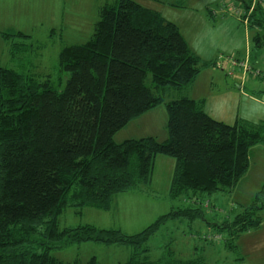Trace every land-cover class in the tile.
Segmentation results:
<instances>
[{"label": "trees", "instance_id": "1", "mask_svg": "<svg viewBox=\"0 0 264 264\" xmlns=\"http://www.w3.org/2000/svg\"><path fill=\"white\" fill-rule=\"evenodd\" d=\"M243 3L246 14L238 17L261 27L264 1ZM10 32L0 33L6 42ZM254 41L263 48L264 32ZM214 65L194 54L179 27L159 13L135 0H116L99 9L89 42L61 51L60 71L70 76L64 89L0 68V264H100L96 258L64 262L52 255L89 242L129 248L124 264H206L203 256L180 260L171 243L153 261L147 244L173 221L205 220V197L231 195L250 170L251 150L264 145V124L230 126L207 115L203 101H167L170 90L189 88L202 69ZM163 104L166 141L115 143L129 123ZM157 157L175 160L171 200L193 205H174L136 235L91 225L60 228L67 209L108 211L114 196L150 185ZM239 207L244 212L233 220L206 224L215 230L208 237L229 238V252H237L235 241L243 235L262 228L264 186L250 205Z\"/></svg>", "mask_w": 264, "mask_h": 264}, {"label": "rangeland", "instance_id": "2", "mask_svg": "<svg viewBox=\"0 0 264 264\" xmlns=\"http://www.w3.org/2000/svg\"><path fill=\"white\" fill-rule=\"evenodd\" d=\"M115 1L0 0V24L5 31L10 29L12 37L11 42L0 38V68L32 75L40 82L48 79L64 89L70 76L60 71L59 55L61 51L66 46L84 45L89 42L94 34L95 25L99 21V9L106 4H113ZM170 1L176 6L187 9L178 10L169 7L165 9V16L176 21L178 27L181 28L180 32L197 49L199 57L204 62L214 61L213 63H216L214 67L203 69L202 76L198 77L197 81L189 88L182 91L170 90L167 93V101L184 97L197 101L205 99L206 114L212 119L230 126H234L238 122H245L242 120L258 124L264 122V107L253 101V97L264 101V50L252 53L250 63H248L249 58L247 57V59L245 54L247 39L249 41V37L252 38L253 34H249L248 31V35L244 23H239L240 25L236 24V28L233 30L234 34L228 28L230 32L227 33V37L216 39L215 34L217 35V31L222 28L219 15L209 16L210 24H205L206 21L201 19L200 15L196 16L195 12L190 11L195 3L192 0ZM212 1L213 6H209L210 11L214 9L218 13L219 11L224 12L226 4L230 1L232 6L237 5L245 8L243 1L247 0H240V2L236 0ZM203 3L197 6L198 10H201L200 7ZM141 5H143L142 2ZM230 7L229 11H231ZM11 10L13 12L9 14ZM262 13L264 15V8ZM224 15L226 16V14ZM212 18L214 21L211 20ZM217 19L219 22L216 26ZM260 30L262 33L264 32V24ZM16 33H22L30 38L29 40L19 39ZM214 40H217V43ZM221 40L223 41L222 47L218 44ZM227 43L230 45L234 43L235 47L230 46L226 50L224 47ZM252 44L254 46L255 41ZM6 50L14 53L12 59ZM253 54L262 60H255ZM234 64L237 66L233 67ZM224 69L225 71H223ZM148 84H151L150 76ZM168 120L165 105H160L155 110L129 123L126 128L115 135L114 141L117 144H122L127 140H139L150 135L159 142H164L169 138ZM146 133L148 136H145ZM263 149L262 147L252 149L251 170L254 168V164L260 163ZM174 169L175 160L166 157L155 158L150 185L143 186L140 192L132 191L114 196L111 209L108 211L92 208H84L80 211L74 208L67 209L59 219L60 228L91 225L98 229L120 230L127 235H136L142 232L159 217L170 213L174 205L186 207L192 204L189 201L171 200L169 191ZM259 190H255V194ZM233 194L205 197V202H203L205 220L199 219L190 223L186 219H179L169 223L147 244L151 260L160 259L163 256L165 245L171 243L172 250L180 260H191L203 256L206 264H214L219 261L224 264H264V257L261 255L264 251L261 247H256L262 238L257 234H253L251 240L248 237L247 240L235 241V245H239L237 252L227 250L229 247L227 236L208 237V233L215 232L212 226L206 225L208 222L222 224L226 222L225 218L233 220L237 213L243 211L239 207L240 204L234 202ZM251 202H248L247 206ZM207 203H211L209 209ZM52 255L64 262L80 259L86 263L91 258H96L100 264H124L129 260L131 252L129 248L119 245L106 246L101 243L89 242L74 245L65 250L54 251ZM239 259H243V261H237Z\"/></svg>", "mask_w": 264, "mask_h": 264}, {"label": "crops", "instance_id": "3", "mask_svg": "<svg viewBox=\"0 0 264 264\" xmlns=\"http://www.w3.org/2000/svg\"><path fill=\"white\" fill-rule=\"evenodd\" d=\"M192 1L195 2V3H194V7H192V9L190 11L195 12L196 16L197 15H200L201 19H203V20L206 21L205 24H210V21H209L210 17L209 16H211V17H213V16L215 17L217 15L220 16V20H221L220 21V24H221V27L222 28H220L217 31L218 32L217 35L215 34L214 37L216 39L217 38H221V37H225V36L227 37V33L230 32L228 28H230L231 32L234 34V31L233 30L236 28V24L240 25L239 23H244V25L246 26V33L248 34V31H249V34L250 33L253 34L252 38L249 37V41L247 39V46L245 47L246 58L247 57L249 58L248 63H250V60L252 58V55H251L252 53H256L257 51L258 52H262V50H264V46H263V48L257 50V48L255 47V45L253 46V44H252V42H254V40H255V37L261 32L260 27H258L257 25L255 27H253L250 23L248 24L247 21H246V23L244 21L242 22L241 18L238 17V14H237L238 11L240 13L242 11L243 13L246 14V10H245L244 7H241V6L238 7L237 5L232 6V2L230 1V2H228L226 4V8H225L224 12H220L219 11L220 13L219 12L217 13L214 9L212 11H210L211 10L210 7L213 6L212 5V2H213L212 0H192ZM216 1H218V0H216ZM236 1L237 2H240V0H236ZM141 2L143 3V5H141ZM138 3L142 7L146 8V9H149V10H152V11H155V12L159 13L165 20H167L169 22L171 21L174 24H176V21H174L173 19H168L165 16V11H166L165 9H167L169 7L172 8V9H176L177 8L178 10H180V9H187V8H181L179 6H176L175 4H172L170 0H168V1H166V0H163V1H161V0H141V1H138ZM202 3H203V5L200 7L201 10H198L197 9V6L200 5V4H202ZM229 7L231 8V11H229ZM262 7H264V6H262ZM203 8H205V10H202ZM226 9H228V10H226ZM235 10H238V11L235 12ZM12 12H13V10H11L9 12V14H12ZM202 13H205V14H202ZM230 13H231V15H230ZM224 14H226V16ZM211 20L214 21L213 18ZM218 22H219V19H217V21H216V26H217V23ZM3 28L4 27L0 24V33L9 32V30H10L9 29V30L5 31V29H3ZM179 29L181 30L180 27H179ZM181 34H182V32H181ZM183 37H184L185 41L187 42L189 48L192 50V52L199 57V54L197 53L198 52L197 49H195V47H193L189 43V41L187 40V38L184 35H183ZM0 38L2 39L1 35H0ZM221 41H219L218 44H220L221 47H222L223 46V41L222 42ZM215 42L217 43V40ZM230 46H232L234 48L235 47V44L233 43L232 45H230L229 43H227V44H225V47L224 48L226 50H228V48ZM11 50H12V48H11ZM6 51H7L6 52L7 54H10L11 55V59H12L13 52L10 51V50H6ZM253 55H255V60H262L261 58H258L256 56V54H253ZM250 56H251V58H250ZM199 58H201V57H199ZM204 58H206V57H204ZM209 58H213V57H209ZM201 60H202V58H201ZM205 62H214V61H205ZM236 66L237 65H235L233 67H236ZM222 67H223V65H222ZM202 71H203V69L201 70V73L199 74L198 77L202 76ZM204 71H207V70H204ZM223 71H225V69ZM226 71H227V68H226ZM233 73H235V72H233ZM228 74H230V73H228ZM198 77H197V79H198ZM253 98H254L253 101L257 105L264 107V101L262 99H258L256 97H253ZM189 99H191V98H189ZM192 100H194V99H192ZM195 101H197V100H195ZM200 101L205 102V99H202ZM200 101H198V102H200ZM204 105H205V103H204ZM242 121L249 122V123H253L251 121H246V120H242ZM254 124H258V123H254ZM259 124H264V122H261ZM145 136H148L147 133H146ZM148 137H151V136L149 135ZM143 138H146V137H143ZM258 147L264 148V145H258V146L254 147V148H258ZM252 163H253V158H252V153H251V164ZM261 170H262V172H261ZM262 174H263V177H262ZM247 184H249V185H247ZM263 186H264V152H263L262 157L260 159V163L259 164H254V168H252V170L251 169L249 170V172L247 174V177H245L244 180L242 182H240L238 184L237 188L234 190V192H233L234 193L233 195H234V198H235V201L234 202L237 203V204H240L241 207L242 206L243 207H246L247 204H249L248 202L254 200V198H255V192H256L255 190H259ZM263 229H264V221H263L262 228L259 231H257V232H249V233L243 235L242 236L243 238L241 237L240 240H245V239L247 240L248 237H249V240H251V237L253 236V234H257V236H260V238H262V240H261V242L259 244H256V247H261V249H263V251H264V232H263ZM252 245H254V244L252 243ZM261 255L264 257V252H262ZM263 261H264V258H263ZM214 264H224V263H220V261H219V262H216ZM242 264H244V263H242Z\"/></svg>", "mask_w": 264, "mask_h": 264}, {"label": "built area", "instance_id": "4", "mask_svg": "<svg viewBox=\"0 0 264 264\" xmlns=\"http://www.w3.org/2000/svg\"><path fill=\"white\" fill-rule=\"evenodd\" d=\"M253 4H256L257 2H259V0H252ZM264 1V0H263ZM236 11V10H235ZM237 14H240V12L238 11Z\"/></svg>", "mask_w": 264, "mask_h": 264}]
</instances>
